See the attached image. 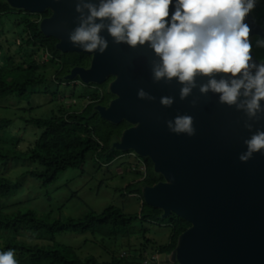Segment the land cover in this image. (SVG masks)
<instances>
[{"label": "water", "instance_id": "obj_1", "mask_svg": "<svg viewBox=\"0 0 264 264\" xmlns=\"http://www.w3.org/2000/svg\"><path fill=\"white\" fill-rule=\"evenodd\" d=\"M8 1L12 7L31 13L51 10V15L40 23L41 31L58 40L60 51L91 56L89 68L74 67L67 79L79 77L87 84L114 76L109 89L115 98L108 106L98 105L95 109L107 121H126L131 126L112 149L133 150L149 158L163 180L143 187L144 201L161 209L163 217L174 213L190 223L171 253L172 262L264 264V149L247 162L239 159L247 151L245 141L264 130V100L253 116L247 107L251 97H245L243 89L233 105L222 103V94L211 88L201 91L213 78H224L231 84L234 78L224 73L210 77L198 73L194 87L181 83L178 77L157 80L155 71L162 67V59L151 42L132 46L126 39L118 41L109 34L107 19L100 33L107 44L105 50L100 52L98 47L84 51L71 36L89 15L85 5L98 8L101 0ZM175 4L173 0L169 21ZM78 6L82 11L77 10ZM245 23L250 27L249 37L264 36L252 11ZM250 54L257 65L263 62L252 51ZM250 71L255 75L256 69ZM184 87L190 91L181 99ZM164 97L171 103L164 105ZM177 116L192 117L193 134L169 128L168 122L174 125Z\"/></svg>", "mask_w": 264, "mask_h": 264}, {"label": "trees", "instance_id": "obj_2", "mask_svg": "<svg viewBox=\"0 0 264 264\" xmlns=\"http://www.w3.org/2000/svg\"><path fill=\"white\" fill-rule=\"evenodd\" d=\"M13 13L28 15L22 20L19 18L16 22L18 31L8 30L6 27L5 20L10 21L9 14ZM50 14L49 9L41 14L17 10L11 7L7 0H0V99L10 96L22 97L29 88L47 83L41 68L45 64L39 60L42 53L49 52L50 62L53 63L58 62L61 56L59 54L61 51L56 48L58 40L45 36L40 29V19ZM253 16L264 29V0H258V5L253 9ZM16 38L19 39L18 44ZM74 54L73 57L66 58L71 62L75 61L71 66L66 67L67 72L72 66H86L87 56L83 53ZM61 72L56 73V80L62 79ZM45 89H49V86L46 85ZM90 98L91 103L81 110L70 111L67 108H59L53 110L47 118L27 120L41 129V132L24 151L0 145V168L5 169L9 164L16 165L21 161L29 160L39 164L43 169L37 167L27 171V174L48 184L55 181L58 174L67 168L82 165L88 152H109L108 160L115 159L120 153L112 149L113 143L119 140L122 132L131 124L124 121L123 124L116 125L104 120L105 133L102 134L100 128L91 120L96 117L101 119L95 106L107 105L109 101L104 103L101 98L94 95ZM11 123L12 120L0 119V131L9 128ZM128 153L134 154L132 150ZM143 159L146 167L144 177L138 182L133 181L131 185L135 189L132 191H129V187L126 188L127 193H137L140 197L145 185H154L163 180L160 174L154 173L151 160ZM17 187L18 184L12 177L0 172V197L13 193ZM143 205L147 209L145 215H140L142 219L153 220L152 217L157 218L162 214L161 209L154 208L145 202ZM134 218L135 216L124 213L120 208L111 206L100 215L91 213L78 220L68 218L64 221L49 222L41 219L35 211L30 209L9 211L0 207V252L14 249L17 264H125L127 255H113L110 261L103 263L94 256L83 259L72 246L60 244L54 237L57 233L64 231H92L111 237L122 228L128 227ZM169 219L170 241L159 246V252L171 253L177 246L179 236L190 226L189 222L174 213ZM147 253L146 246H143L138 257L145 260ZM164 264L178 263L166 261Z\"/></svg>", "mask_w": 264, "mask_h": 264}, {"label": "rangeland", "instance_id": "obj_3", "mask_svg": "<svg viewBox=\"0 0 264 264\" xmlns=\"http://www.w3.org/2000/svg\"><path fill=\"white\" fill-rule=\"evenodd\" d=\"M26 16H28L26 13L9 14L10 21L5 20L7 29L18 31L16 22ZM249 40L256 58L264 61V38L254 35L249 37ZM16 43H19L18 38ZM74 53L79 54L75 51L63 53L61 51L58 62H48L41 67L47 78L45 85L29 88L22 97L10 96L0 99V119L12 120L9 128L0 131V145L24 151L41 132V129L27 120L47 118L53 110L59 108H67L70 111L83 109L88 103L87 98L93 95L101 98L104 103L110 102L115 97L109 89L113 76L101 83L92 84L66 80L65 77L74 66L68 72L66 67L75 62L66 58L73 57ZM84 55L87 56L85 62L88 66L91 63V56ZM60 72L61 77H64L61 79L63 82L54 78V74ZM46 85L49 89H45ZM104 120L102 117L91 120L100 128L102 134L105 133ZM123 123L124 121L114 124ZM116 150L120 155L112 161L108 160L109 152H88L82 165L67 168L58 174L55 181L48 184L27 174V171L37 167L43 169L39 164L29 160L21 161L16 165L9 164L5 169L0 168L2 170L0 172L8 174L18 184L13 193L0 197V207L9 211L30 209L41 219L53 222L68 218L78 220L91 213L100 215L109 207L115 206L124 213L135 216L131 224L119 230L116 235L108 237L92 231H64L55 235V241L72 246L83 259L94 256L101 263L110 261L113 255H127L125 264L126 262L144 264V260L138 257L143 246L148 250L147 257L158 253L162 264L166 261L172 262L171 253L158 250L159 246L170 241L171 215L163 217L161 214L157 218L151 216L153 220L142 219L140 215H145L147 209L143 205V198L137 193H127L126 188L129 187V191L135 189L131 184L133 181L138 182L145 174L141 169V166L145 165L144 157L128 153L130 150ZM154 173L158 174L155 171Z\"/></svg>", "mask_w": 264, "mask_h": 264}, {"label": "clouds", "instance_id": "obj_4", "mask_svg": "<svg viewBox=\"0 0 264 264\" xmlns=\"http://www.w3.org/2000/svg\"><path fill=\"white\" fill-rule=\"evenodd\" d=\"M170 5H173V0H101L98 8L93 4H86L89 15L75 30L71 40L84 51L92 52L99 47V51L103 52L107 44L100 33L105 27L104 21L110 20L107 30L118 41L126 39L132 46L151 42L155 53L162 59V67L155 71L157 80L164 76L169 80L178 77L181 83L192 84L194 87V78L198 73L209 77L213 73L229 74L234 78L231 84L224 78H213L201 91L207 92L211 88L222 94V103L233 105L243 89L244 96L251 97L247 107L249 115L254 116L256 110L260 109V102L264 100V61L259 65L253 61L250 54L253 47L249 40L250 27L245 23V17L251 11L253 14L258 0H176L175 11L169 21ZM77 10L82 11L79 6ZM44 18L40 19V23ZM40 59L42 64H47L51 55L43 52ZM250 69H256L255 75ZM55 75L56 73L54 78ZM69 81L86 84L79 77ZM189 91L188 87L182 88L181 99ZM139 95L143 97L145 94L141 91ZM90 99L87 98V104L91 103ZM161 102L164 105L171 103L167 97L162 98ZM240 107L244 105L241 104ZM168 125L176 133L193 134L190 116H177L174 125L172 121ZM245 144L247 151L239 157L242 162H247L254 153L264 149V130L255 132ZM133 153L136 155L134 151ZM141 169L146 173L145 165ZM152 255L154 254L150 256ZM156 255L159 258V254ZM159 263L162 264L160 260ZM0 264H17L14 249L0 252Z\"/></svg>", "mask_w": 264, "mask_h": 264}, {"label": "built area", "instance_id": "obj_5", "mask_svg": "<svg viewBox=\"0 0 264 264\" xmlns=\"http://www.w3.org/2000/svg\"><path fill=\"white\" fill-rule=\"evenodd\" d=\"M144 264H160L158 255L154 254L151 257H147L144 260Z\"/></svg>", "mask_w": 264, "mask_h": 264}, {"label": "flooded vegetation", "instance_id": "obj_6", "mask_svg": "<svg viewBox=\"0 0 264 264\" xmlns=\"http://www.w3.org/2000/svg\"><path fill=\"white\" fill-rule=\"evenodd\" d=\"M90 66V65H89ZM89 66H86V67H89ZM108 105V104H107Z\"/></svg>", "mask_w": 264, "mask_h": 264}]
</instances>
